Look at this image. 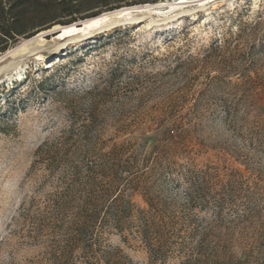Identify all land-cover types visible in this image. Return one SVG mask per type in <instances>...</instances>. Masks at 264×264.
<instances>
[{"label":"rangeland","instance_id":"374dc122","mask_svg":"<svg viewBox=\"0 0 264 264\" xmlns=\"http://www.w3.org/2000/svg\"><path fill=\"white\" fill-rule=\"evenodd\" d=\"M167 16L39 49L0 72V264H51L48 196L72 165L122 144L135 151L131 176L146 172L124 191L135 209L188 217L218 264H264V0L195 2ZM36 35L0 53V67ZM109 162L130 176L122 157ZM103 237L149 264L137 235Z\"/></svg>","mask_w":264,"mask_h":264},{"label":"trees","instance_id":"16d2710c","mask_svg":"<svg viewBox=\"0 0 264 264\" xmlns=\"http://www.w3.org/2000/svg\"><path fill=\"white\" fill-rule=\"evenodd\" d=\"M158 1L0 0V53L21 38H29L54 25H69L123 6ZM91 118L89 113L79 137L88 136ZM174 137L169 135L168 140ZM134 153L131 144L113 146L100 154L97 162L74 164L64 172L60 188L48 196L45 205L43 236L51 264H75L78 259L86 264H136L121 255L120 250H110L104 245L107 228L137 235L148 252L149 264L163 263L175 254L183 256L184 264H218L207 252L205 229L197 228L191 233L186 226L188 217L178 219L159 210L135 209L124 198V191L142 175L131 176L137 172L130 163ZM121 157L122 172L131 176L122 180L119 171L108 168L109 161Z\"/></svg>","mask_w":264,"mask_h":264},{"label":"bare ground","instance_id":"6f19581e","mask_svg":"<svg viewBox=\"0 0 264 264\" xmlns=\"http://www.w3.org/2000/svg\"><path fill=\"white\" fill-rule=\"evenodd\" d=\"M214 1L215 0H196L198 6H203ZM187 2L188 0H179L178 2H176V0H174V2L159 1L154 3L153 6L127 7L107 11L83 21L79 26L71 25L64 27L62 31L56 34L55 40L51 43H46L44 40V31L39 32L35 37L26 40L13 50L8 51L7 55L9 57L7 62L0 67V72H3L13 64L17 65L19 61L30 54H36L39 49H46L45 51L60 50L67 44L77 42L81 38L93 37L98 33H103L119 26L132 24L146 14H162L167 16L174 9L184 7V4ZM166 18L171 19V16H167Z\"/></svg>","mask_w":264,"mask_h":264},{"label":"water","instance_id":"95a60500","mask_svg":"<svg viewBox=\"0 0 264 264\" xmlns=\"http://www.w3.org/2000/svg\"><path fill=\"white\" fill-rule=\"evenodd\" d=\"M179 0H176V2H178ZM174 2V1H173ZM196 2V0H188V2L187 3H185V4H189V3H195ZM146 5H151V6H153V4H142V5H135V6H128V7H138V6H146ZM122 8H127V7H120V8H118V9H122ZM102 14V13H101ZM87 19H90V18H87ZM87 19H84V20H79V21H77V22H74V23H72V24H69V25H54V26H52V27H50V28H48V29H46L44 32V36H46V35H50V34H54V35H56L59 31H62V29L64 28V27H68V26H71V25H75V26H79V25H81L82 24V22L83 21H85V20H87ZM39 32H43V31H39ZM38 32V33H39ZM37 33V34H38Z\"/></svg>","mask_w":264,"mask_h":264}]
</instances>
